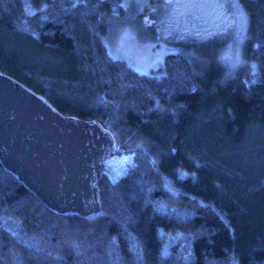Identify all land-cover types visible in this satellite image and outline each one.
<instances>
[{
	"label": "trees",
	"instance_id": "obj_1",
	"mask_svg": "<svg viewBox=\"0 0 264 264\" xmlns=\"http://www.w3.org/2000/svg\"><path fill=\"white\" fill-rule=\"evenodd\" d=\"M121 1L0 0V70L116 143L90 217L56 214L0 162V264H264V0H242L231 74L176 53L138 73L103 36Z\"/></svg>",
	"mask_w": 264,
	"mask_h": 264
},
{
	"label": "water",
	"instance_id": "obj_2",
	"mask_svg": "<svg viewBox=\"0 0 264 264\" xmlns=\"http://www.w3.org/2000/svg\"><path fill=\"white\" fill-rule=\"evenodd\" d=\"M115 154V139L98 120L60 112L0 70V162L50 210L100 213L98 181Z\"/></svg>",
	"mask_w": 264,
	"mask_h": 264
},
{
	"label": "rangeland",
	"instance_id": "obj_3",
	"mask_svg": "<svg viewBox=\"0 0 264 264\" xmlns=\"http://www.w3.org/2000/svg\"><path fill=\"white\" fill-rule=\"evenodd\" d=\"M101 18L110 53L141 74L162 71L169 53L201 66L219 61L226 74L243 59L248 16L242 0H122Z\"/></svg>",
	"mask_w": 264,
	"mask_h": 264
}]
</instances>
